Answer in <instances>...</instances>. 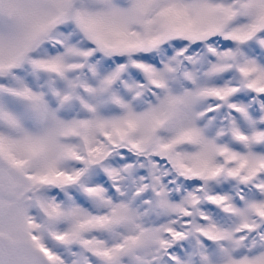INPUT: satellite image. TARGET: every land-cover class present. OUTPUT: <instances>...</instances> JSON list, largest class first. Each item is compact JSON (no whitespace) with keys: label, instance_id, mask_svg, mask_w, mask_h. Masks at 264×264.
Returning a JSON list of instances; mask_svg holds the SVG:
<instances>
[{"label":"snow or ice","instance_id":"snow-or-ice-1","mask_svg":"<svg viewBox=\"0 0 264 264\" xmlns=\"http://www.w3.org/2000/svg\"><path fill=\"white\" fill-rule=\"evenodd\" d=\"M0 264H264V0H0Z\"/></svg>","mask_w":264,"mask_h":264}]
</instances>
